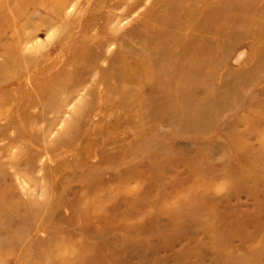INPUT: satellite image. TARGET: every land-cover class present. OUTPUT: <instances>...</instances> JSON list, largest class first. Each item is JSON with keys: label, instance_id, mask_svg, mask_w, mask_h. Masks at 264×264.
Returning a JSON list of instances; mask_svg holds the SVG:
<instances>
[{"label": "rangeland", "instance_id": "1", "mask_svg": "<svg viewBox=\"0 0 264 264\" xmlns=\"http://www.w3.org/2000/svg\"><path fill=\"white\" fill-rule=\"evenodd\" d=\"M0 264H264V0H0Z\"/></svg>", "mask_w": 264, "mask_h": 264}, {"label": "bare ground", "instance_id": "2", "mask_svg": "<svg viewBox=\"0 0 264 264\" xmlns=\"http://www.w3.org/2000/svg\"><path fill=\"white\" fill-rule=\"evenodd\" d=\"M95 65V64H94ZM153 67V66H152ZM154 68V67H153ZM169 82V81H168ZM37 89H39V91H43L45 90L46 88L44 86H37ZM159 110V109H158ZM216 112H218V110H216ZM216 114V113H215ZM156 117V116H155ZM26 124L29 125V122H26Z\"/></svg>", "mask_w": 264, "mask_h": 264}]
</instances>
